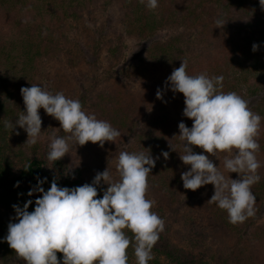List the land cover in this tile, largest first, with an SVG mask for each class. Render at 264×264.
Here are the masks:
<instances>
[{
    "label": "trees",
    "instance_id": "1",
    "mask_svg": "<svg viewBox=\"0 0 264 264\" xmlns=\"http://www.w3.org/2000/svg\"><path fill=\"white\" fill-rule=\"evenodd\" d=\"M116 9L118 17L114 14ZM65 18H74L75 22L66 23ZM218 18L227 22L215 27ZM0 20V29L17 28L14 39L3 40L0 33V62L13 70L11 83L4 86V97L0 98V118L15 122L25 110L21 87L42 83L53 93L63 92L78 99L87 113L110 122L121 132L116 140L130 142L128 152L159 157L148 174L146 198L155 201L156 210L152 211L164 218L165 229L152 249L155 257L149 264H165L162 258L166 264H241L240 253L246 251L253 255L252 264H264V222L256 220L264 207V10L259 0H159L154 10L140 0H0ZM62 27L76 31L66 48L58 43V38L64 36ZM129 40L143 45L142 64L115 79L126 58ZM254 43L259 45L255 52ZM182 59L188 61L186 71L190 75H223L222 90L241 95L249 101L252 112L262 118L257 138L261 179L252 186L257 197L255 215L243 223H229L226 211L207 202L214 194L211 183L200 187L203 191L199 211L184 213L181 218L187 226L185 232L175 231L169 222L168 214L176 216L195 204L191 196L200 189H185L181 179V173L190 165L180 159L183 142L178 124L183 121L191 127L193 123L183 115L185 97L167 89L166 80L163 84L156 76L159 71L167 79ZM101 62L106 68L99 65ZM158 89L162 99L156 96ZM55 125L56 135H68L59 128V121ZM2 131L0 204L14 211L13 216L0 220V263H7L17 257L3 239L9 222H16L12 205L22 207L31 199L33 204L28 210H34L35 200L42 193H27L36 187L38 176L47 177L42 185L45 190L53 178H58V186L75 187L91 183L95 177L91 174L102 172L104 167L83 170L75 158L68 159L69 155L50 165L45 141L43 146L38 141L36 145L15 149L13 134L5 135L7 130L0 122ZM170 142L177 150L170 148ZM192 147L197 153L203 152L199 146ZM162 151L169 152L168 159ZM205 154L218 166L211 154ZM25 165L30 167L26 170ZM220 170L226 177H238V173L230 174L224 167ZM17 182L19 185L15 186ZM101 188H106L103 183L98 186V197H102ZM196 212L199 218L193 215ZM197 223L205 224L200 235L191 233L188 227ZM129 234L133 236L131 231ZM195 234L199 237L194 238ZM222 239L244 243L236 252L226 241L227 253L222 248H212ZM57 257L63 264V253L57 252Z\"/></svg>",
    "mask_w": 264,
    "mask_h": 264
},
{
    "label": "clouds",
    "instance_id": "2",
    "mask_svg": "<svg viewBox=\"0 0 264 264\" xmlns=\"http://www.w3.org/2000/svg\"><path fill=\"white\" fill-rule=\"evenodd\" d=\"M140 3L154 10L159 0H140ZM259 4L264 10V0H259ZM226 22L218 18L215 27H222ZM258 48L254 43L252 50L255 52ZM187 66L188 61L182 59L166 79L173 93H183V115L193 121L191 127L183 121L178 124L179 139L183 142L180 159L190 165L181 173L183 187L197 190L213 184L214 194L207 202L226 211L229 223H243L255 215L257 197L252 186L261 179L257 138L262 118L252 112L249 101L241 95L222 90L223 75H190ZM20 92L25 110L14 123L3 118L0 122L5 130H14L19 125L28 136L25 144L36 145L42 132L39 109L43 108L68 134L58 136L53 132L50 136L47 151L50 162L70 153V142L81 146L89 141L99 142L103 147L106 141L115 142L121 135L110 122L87 113L78 99L67 97L63 92L53 93L42 83L21 87ZM156 96L162 99L160 89ZM193 145L203 152H195ZM170 148L177 150L171 142ZM221 152L229 154L222 161L224 169L230 174L238 173L237 178L226 177L205 154L220 160L218 153ZM162 155L168 159L169 152L162 151ZM158 158L154 159L150 153L121 151L115 164L119 179L114 180L107 167L97 172L91 183L75 187L58 186V178H53L50 188L45 190L42 185L47 177L38 176L36 187L27 193L28 196L42 193L35 200L34 210H28L33 204L31 199L22 207L13 204L16 222H9L3 239L25 264H61L57 252L63 253V264H128L130 244L136 264H149L153 259L152 249L165 229L163 218L152 211L155 201L146 198L148 174ZM29 167L24 166L26 170ZM102 182L108 186L100 189L103 195L98 197ZM18 185L19 182L15 186ZM125 229L133 234L132 240Z\"/></svg>",
    "mask_w": 264,
    "mask_h": 264
},
{
    "label": "rangeland",
    "instance_id": "3",
    "mask_svg": "<svg viewBox=\"0 0 264 264\" xmlns=\"http://www.w3.org/2000/svg\"><path fill=\"white\" fill-rule=\"evenodd\" d=\"M118 13L119 12L116 9L114 14L117 17H118ZM48 19L49 18H46L45 21L48 22ZM64 20L66 21V23L67 22H69V23L75 22L74 18H65ZM69 23L66 24L65 26H69ZM0 24H1V20H0ZM3 26H6V25H3ZM64 27H62V28H64ZM61 31L64 32V36L61 38H58V43L61 44L64 48H66L69 46L68 41L71 42L74 39V37H76V31L75 30L72 31V30H70V28L67 30L64 28ZM16 32H17V28H15V27H8L7 29H5V28L0 29V33H1L3 40L14 39L17 36ZM55 35L59 36L58 33H55ZM128 45H129V48H128V51L126 54V58L119 65L120 68L118 69V71L116 73L115 79L122 78V76H124V73L126 74V71L131 69L133 66H140L142 64L141 59L144 56L143 45L140 44L136 40H129ZM99 65L106 68V66L104 65L103 62H101ZM156 73H157L156 76L161 80V82L163 84H165L166 78L163 75H161V73L159 71ZM12 74H13L12 68H6L2 64V62H0V98L4 97L3 96V94L5 92L4 86H7L11 83ZM137 85L138 84H136V86ZM166 88L167 89L169 88V90H171V88L168 86ZM74 91H76V90H74ZM74 97H76V95H74ZM12 101H13V98H12ZM39 112H40V115L42 118V132H41V135H40V138L38 139V141L41 143L45 141L47 144V151H48L49 138L53 132H55V133L57 132V126L55 124L58 120L53 118L51 115L46 114V112L43 108L39 109ZM18 113L19 112L16 111L15 114L17 115ZM2 118H4L3 120H8V117L2 116ZM0 134L3 135L4 134L3 131L0 132ZM11 134H13V139L15 141L14 142L15 149H20L21 147H24L26 145L25 142L28 138L27 133L25 132V130L23 128H20L19 125H16L14 130L7 129L5 135L11 136ZM70 143H71L70 153L65 154V155H69L68 159L73 160V158H75L77 160V162L82 166L83 170H85V168H97V166L102 165L104 167V169H103V171H104L107 167H109V169L113 175L114 180L119 179V175L115 169V164L117 162V158H118L119 153L121 151H128V149L131 147L130 142L124 141V140H119V139H117L115 142H112V141L107 142L106 141L104 143L103 147L100 146L99 142L93 143L91 141H89L88 143H86L85 145H82V146L77 145L74 142H70ZM43 144L45 145V143H42V146H43ZM0 145H2L1 142H0ZM88 150H89V152H88ZM218 155L220 157L221 163L217 157H215L213 155H212V157L216 160L219 167H223L222 161L224 159L225 152L218 153ZM105 161H110V163H109L110 165L107 164ZM85 162L87 164H85ZM219 163H220V165H219ZM49 164L52 165V162L49 161ZM97 172H100V170H96L93 174L96 175ZM93 174H91V176L94 177L95 175H93ZM103 185L106 188L108 186L106 184H103ZM202 191L203 190L200 188L197 193L192 194L191 198L195 204L191 203L190 204V205H192L191 207L188 206L187 208L183 209L182 213H180L176 216H172V215L168 214L169 222L171 223L172 228L175 231L185 232V229L187 228V226L183 225V221L181 218H183L184 213L190 214L193 211H196V210H197V212L199 211L197 209V206H199L198 202L202 196L201 195ZM195 205H196V207H195ZM13 212L14 211L7 209L3 205L0 204V220H3L5 218L13 216V214H14ZM197 212L195 214H193L195 217H198ZM163 220H164V218H163ZM256 220L258 223L264 222V207L262 208V211L256 217ZM203 225L205 226V224H203ZM203 225H200L197 223L196 226L188 225V227L191 229V233H193L195 231V232H197L198 235H200V233H202L204 228H205ZM124 231H125L126 235L129 237V239L132 240L133 236H131L129 234L130 231L128 229H125ZM197 234L194 235V238L199 237ZM224 241H226L229 244L230 248L233 249L235 252L238 251L239 247L244 243L242 240H238V239H232V240L231 239H222L220 241H216L214 243V245H216V246H212V248H214L215 250H217V248H222L225 251V253H227V248H226V246H224ZM127 255H128V264H136V257L134 255L133 247L131 244H130L129 248L127 249ZM152 256L155 257L154 254H152ZM240 257H242V260H243L241 264H249L251 261H252L251 262V264H252L254 261L252 259L253 255L251 254L250 251H246L245 253H240ZM161 262H164L166 264V262L164 261L163 258L161 259ZM0 264H25V261L16 257L13 261L10 260V262L0 263Z\"/></svg>",
    "mask_w": 264,
    "mask_h": 264
}]
</instances>
